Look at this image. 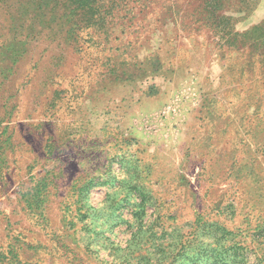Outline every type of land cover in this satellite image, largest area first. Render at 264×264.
Segmentation results:
<instances>
[{"label":"rangeland","instance_id":"rangeland-1","mask_svg":"<svg viewBox=\"0 0 264 264\" xmlns=\"http://www.w3.org/2000/svg\"><path fill=\"white\" fill-rule=\"evenodd\" d=\"M72 1L0 0V264H264V0Z\"/></svg>","mask_w":264,"mask_h":264},{"label":"trees","instance_id":"trees-1","mask_svg":"<svg viewBox=\"0 0 264 264\" xmlns=\"http://www.w3.org/2000/svg\"><path fill=\"white\" fill-rule=\"evenodd\" d=\"M57 4H58V2H57ZM99 4H101V3H99ZM99 4L97 3L96 0H73L72 1V5H74V8L78 9V11L81 13H91V12H93L94 8L98 9L97 5H99ZM60 5H62V1H61ZM54 6H56V5H54ZM102 7H103V5H99L100 13H103ZM82 22H83V25L85 27H91V26H94V24H96L95 18L93 16H89V15H87L86 18H84L82 20Z\"/></svg>","mask_w":264,"mask_h":264}]
</instances>
